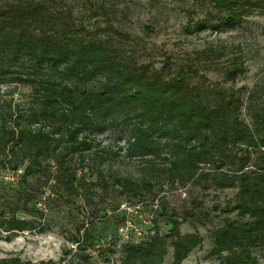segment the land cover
<instances>
[{"label": "rangeland", "instance_id": "374dc122", "mask_svg": "<svg viewBox=\"0 0 264 264\" xmlns=\"http://www.w3.org/2000/svg\"><path fill=\"white\" fill-rule=\"evenodd\" d=\"M100 4L109 17L95 12ZM61 7L87 34L109 38L128 60L175 69L190 58L198 70L194 82L241 95L240 117L249 125L258 111L264 113V0H65ZM229 16L232 22L221 21ZM233 64L239 69L229 76L225 68ZM92 84L98 88L101 81ZM8 88L13 86L0 85V105L29 106L30 87L19 86L13 97ZM130 128L116 122L89 134L91 148L82 160L73 157L75 181L44 159L42 164L27 159L17 170L0 165V258L60 261L78 238L95 264L119 263L127 246L168 234L176 222L182 233L202 237L183 263L218 264L219 257L210 254L215 231L253 217L239 207L240 181L220 187L213 175L263 172L262 149L236 145L227 158L201 164L195 179L179 184L166 170L169 147L160 146L153 170L141 157L127 155ZM27 168L31 173L25 175ZM13 217L27 220L32 229L7 231ZM253 253L264 264V245L253 246ZM172 260L169 247L162 264Z\"/></svg>", "mask_w": 264, "mask_h": 264}, {"label": "trees", "instance_id": "16d2710c", "mask_svg": "<svg viewBox=\"0 0 264 264\" xmlns=\"http://www.w3.org/2000/svg\"><path fill=\"white\" fill-rule=\"evenodd\" d=\"M64 2L0 0V85L13 86L7 92L11 97L19 86L31 88L28 107L0 105L2 167L17 170L27 159L41 164L44 159L75 181L78 168L72 162L91 148L89 134L116 122L131 125L127 155L141 157L151 170L160 146L169 147L166 170L173 183L195 179L201 164L224 160L236 145L246 146L239 148L243 151L262 149L264 161V113L257 112L253 125L246 123L240 117L241 95L233 88L194 82L198 70L190 58L175 69L169 63L152 68L128 60L109 38L87 34L85 26L72 21L61 7ZM94 8L109 17L102 4ZM238 69L235 64L225 68L229 76ZM94 79L101 81L98 88ZM236 179L244 200L241 212L253 219L217 229L210 254L219 257L218 264H258L253 246L264 245V171H242L236 178L225 172L213 175L220 187L234 186ZM6 229L15 233L32 226L13 217ZM73 242L76 246L60 261L1 257L0 264H95L86 244L78 238ZM201 243L199 234L182 233L173 222L168 234L127 246L119 263L105 264H162L169 247L171 264H184Z\"/></svg>", "mask_w": 264, "mask_h": 264}]
</instances>
